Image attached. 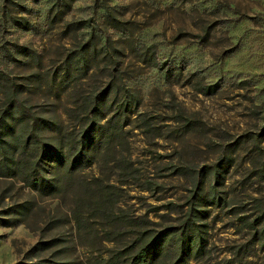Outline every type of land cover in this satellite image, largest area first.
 <instances>
[{
	"label": "rangeland",
	"instance_id": "rangeland-1",
	"mask_svg": "<svg viewBox=\"0 0 264 264\" xmlns=\"http://www.w3.org/2000/svg\"><path fill=\"white\" fill-rule=\"evenodd\" d=\"M59 6L58 0H0V78L15 83L32 114L66 127L84 121V99L110 75L117 89L112 104L124 87L139 102L124 127L126 160L108 167L98 155L73 179L122 182L118 204L129 222L147 217L160 227L187 213L193 173L228 161L223 184L215 186L226 202L203 213L206 251L185 264H264V0H73L61 19ZM83 54L88 72L78 77ZM151 57L165 63L150 65ZM66 64L72 73L63 77ZM210 81L220 83L215 93L198 91ZM73 197L70 191L41 197L18 178L0 176V208L33 204L10 226L0 212V264L34 258L53 264L72 254L77 264H100L111 246L126 255L137 222L113 232L112 245L100 246L98 231L93 238L75 235L73 251L56 250L68 243L61 235L35 253L32 244L65 228Z\"/></svg>",
	"mask_w": 264,
	"mask_h": 264
},
{
	"label": "trees",
	"instance_id": "trees-1",
	"mask_svg": "<svg viewBox=\"0 0 264 264\" xmlns=\"http://www.w3.org/2000/svg\"><path fill=\"white\" fill-rule=\"evenodd\" d=\"M72 1L58 0L59 19ZM80 21L75 22L73 29L84 24ZM199 28L203 32L206 29L204 26ZM90 39L91 36L83 43L85 53L89 48ZM105 43L103 42V53H108L109 58L113 60V53ZM91 47L94 45L91 44ZM83 56L84 54L81 55L82 59L79 62L83 68L78 77L85 76L88 72V68L85 67L86 57L83 58ZM150 56L148 55L147 58ZM72 59L79 60L78 57ZM164 61H153L151 57L147 62L155 67H162ZM68 67L69 64H66L62 70L63 77L72 73ZM111 78H113L112 75L100 89H91L88 93L83 101L84 121L75 128L32 114L18 98L15 83L6 82L0 78V176L18 178L41 197L66 191L73 193L74 207L70 210L69 216L65 217L67 221L65 228L62 231H55L54 235L48 239H39L32 244L31 247L35 253L42 245L58 243L62 240L61 235L69 236L68 243L62 244V247L56 250L72 247L71 251H73L77 237L75 235L93 238L98 231H101L102 237L96 239L97 243L101 246L104 240L112 245L117 241L113 232L118 234L120 233L118 228L130 223L134 226L137 222L133 229V236H129L124 246L128 251L126 255L122 254L117 247L111 246L107 251L101 249L100 253L105 251L108 254L105 257H99L100 264H185L187 260L195 259L206 251L207 222L203 213L210 204L226 202L215 186L223 184L222 180L229 169V162L222 160L209 165V170L204 174L203 169H200L201 173L192 174L190 181L195 189L189 196L191 204L187 213L183 217L180 216L175 224L153 227L151 224H155V221L147 217H138L129 222L126 212L119 208L118 204L122 182H109L108 178L101 181L97 176H93L92 179H73L79 169L90 165L98 155L103 159L107 158L105 163L108 167L111 164L117 165L118 162H124L128 157V139L125 136L126 128L124 127L131 121L128 113L136 108L139 102L135 94L124 87L121 100L113 101L114 104H112L111 101L117 89L111 82ZM70 79L72 78L65 81L66 85L70 83ZM219 87L220 83L210 81L199 86L198 91L207 95L215 93ZM16 122H18L17 127ZM45 129L51 133L45 132ZM206 183L209 186L208 192L203 195L201 191ZM32 209L33 204L29 200L2 206L0 208L1 214L4 215L2 222L10 226L24 214L26 217L28 211ZM51 219L55 220L54 217ZM262 219L263 215L257 222L259 223ZM95 223L100 226L94 227ZM262 235L264 234L262 233L260 237ZM23 264L42 263L34 258ZM53 264H77V258L73 254L66 255L61 259L53 260Z\"/></svg>",
	"mask_w": 264,
	"mask_h": 264
}]
</instances>
